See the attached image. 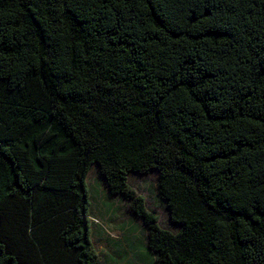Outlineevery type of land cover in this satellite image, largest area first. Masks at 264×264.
<instances>
[{"label": "trees", "instance_id": "trees-1", "mask_svg": "<svg viewBox=\"0 0 264 264\" xmlns=\"http://www.w3.org/2000/svg\"><path fill=\"white\" fill-rule=\"evenodd\" d=\"M93 166L152 264H264V0H0V264H99Z\"/></svg>", "mask_w": 264, "mask_h": 264}, {"label": "rangeland", "instance_id": "rangeland-1", "mask_svg": "<svg viewBox=\"0 0 264 264\" xmlns=\"http://www.w3.org/2000/svg\"><path fill=\"white\" fill-rule=\"evenodd\" d=\"M156 179L155 173L131 175L129 184L138 196L143 197L146 209L158 218L161 227L172 230L173 226L169 223L164 205L157 197ZM86 185L91 193L89 221L92 243L100 259L99 264H143L140 259L143 256L146 257L145 264H152L153 259L145 250L146 226L133 215L126 201L118 196L109 195L96 166L90 170ZM132 225L137 230L131 231ZM136 240L143 247L141 249L143 256L140 254L139 257V253L134 249ZM116 249L124 260L120 261L119 258L117 261L110 260Z\"/></svg>", "mask_w": 264, "mask_h": 264}, {"label": "clouds", "instance_id": "clouds-1", "mask_svg": "<svg viewBox=\"0 0 264 264\" xmlns=\"http://www.w3.org/2000/svg\"><path fill=\"white\" fill-rule=\"evenodd\" d=\"M104 182V181H103ZM105 184V183H104Z\"/></svg>", "mask_w": 264, "mask_h": 264}, {"label": "crops", "instance_id": "crops-1", "mask_svg": "<svg viewBox=\"0 0 264 264\" xmlns=\"http://www.w3.org/2000/svg\"><path fill=\"white\" fill-rule=\"evenodd\" d=\"M97 168V167H96Z\"/></svg>", "mask_w": 264, "mask_h": 264}]
</instances>
